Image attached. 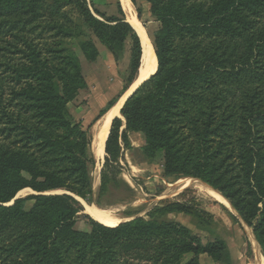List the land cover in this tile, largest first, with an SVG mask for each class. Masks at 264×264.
I'll return each instance as SVG.
<instances>
[{
  "label": "trees",
  "instance_id": "trees-1",
  "mask_svg": "<svg viewBox=\"0 0 264 264\" xmlns=\"http://www.w3.org/2000/svg\"><path fill=\"white\" fill-rule=\"evenodd\" d=\"M23 1H29L26 12L0 15V264H137L125 258L129 250L152 244V253L143 257L151 264H175L189 253L193 257L185 264H200L201 254L214 264H232L223 238L203 244L168 218L187 216L198 230L211 234L212 219L193 198L159 200L145 216L133 215L114 227L89 219L90 232L73 229L80 203L70 195L47 194L65 190L84 200L92 194L88 140L78 124L69 122L66 109L85 87L67 40L80 38L87 61L95 60L98 50L85 32L92 31L116 58L129 42L131 77L139 67L141 45L120 7L119 17L107 19L95 11L101 21L86 0L47 1V18L38 9L44 0H0V6ZM62 1L78 8L82 18L74 27L84 26V32L65 27ZM146 1L160 23L153 37L157 71L127 98L121 117L111 123L97 196L119 187L123 152L132 148L130 134L139 133L144 158L161 160L163 177L194 174L210 192L234 199L237 191H226L220 176L212 178L218 168L204 151L183 150L181 133L207 139L217 131L222 139L230 131L231 159L238 160L231 169H242L245 186L240 189L245 198L230 202L264 245V0ZM16 51L23 60L9 64L7 57ZM230 90L227 100L224 94ZM113 105L108 102L99 115ZM24 189L37 195L14 200Z\"/></svg>",
  "mask_w": 264,
  "mask_h": 264
},
{
  "label": "rangeland",
  "instance_id": "rangeland-1",
  "mask_svg": "<svg viewBox=\"0 0 264 264\" xmlns=\"http://www.w3.org/2000/svg\"><path fill=\"white\" fill-rule=\"evenodd\" d=\"M47 1L50 0H44L42 1L43 3L40 2V6L38 7L39 12L45 18H47L50 11V4L48 5ZM28 3L29 1H23L15 6H0V15L18 14L21 11L19 9H23L26 12ZM60 3L59 12L66 17L65 22H68H64L65 27L76 32L78 30L79 32H84V26L83 28L74 27L77 20L82 18L75 4L65 1ZM86 4L92 15L98 20L103 21L95 11L103 14L105 16L104 19L119 17L120 5L118 0H86ZM131 7L132 14L143 29L146 45L152 53L154 60L153 63H151L150 59L147 61L141 47L139 67L132 77L130 76L129 69V42L124 44L122 55L116 58L107 50L102 42L94 37L92 31L85 32L88 34L87 36H91L98 50L97 58L93 61H87L78 47L80 38L73 37L67 40L70 49L77 56L81 74L85 81V87L77 91L74 99L66 105V109L69 122L72 125L78 124L81 130L85 132L88 140V152L93 160V164L88 168L92 194L91 196H86L85 200L65 190H58L47 194L70 195L80 203L82 210L75 216L73 229L85 233L91 230L89 219L108 227H114L120 221L129 219L133 215L145 216L146 211L159 200L180 201L193 198L200 210L206 212L212 219L213 232L211 234L198 230L194 222L187 216L172 214L168 218L190 229L203 244L207 241H212L215 237L223 238L228 245L229 257L232 264H264V245L252 234V230L243 222L241 215L233 208L230 202V200L235 202L239 196L244 197L243 191L240 189H245V186L242 184V169H231V163L237 164L238 160L234 159V157L231 159L230 131V135L222 137V139H220L219 135H216L219 134L217 131L216 134H211L207 139L202 137V135L201 137H196L188 130H184L181 133H183V150L189 149L195 154L200 150L204 151L209 157L210 165L218 168L213 172L212 178L220 176L221 182H227L228 184V187L225 189L226 191H237L238 194L234 195V199L225 198L217 192L215 193L218 195L210 192L199 183L194 174L193 176L178 178L163 177V162L161 160L149 162L144 158L140 150L144 140L143 136L139 133L130 134L132 148L123 152L121 164L124 172L119 176V187L110 188L107 195L100 199L98 198L99 174L104 162L105 153L99 156L95 149V143L97 135L101 131V122L107 117V113L112 107L101 116L99 115L100 110L110 101H114L115 105L123 96L127 95L126 98H129L144 81L148 80L157 71V57L153 37L160 29V23L153 17L151 7L146 0H134ZM123 14L127 21L129 14ZM20 18L25 17L23 15ZM9 30L18 34L17 29ZM21 36H24L23 32H21ZM11 39H13L12 36L8 35V40ZM21 45L22 41L19 43V46ZM8 49L10 48L8 47ZM20 54L16 51L13 56H8L6 61L9 60V64H19L23 60ZM145 66L153 70H151L150 74L146 72L145 78L136 85L140 69ZM135 85L136 87L134 88ZM6 94H10L9 87L6 90ZM224 95L227 97V100H231V90L230 94ZM115 117H121V115L112 116L108 134ZM201 133L202 131L199 132V134ZM222 144L226 145H223L221 148ZM30 195L37 194L24 189L16 194L14 200ZM247 198L249 199V197ZM14 200L7 204V206L11 205ZM32 205L33 201H28L25 203V208L28 210ZM89 208H94L96 212H91ZM144 220H147V218H144ZM153 246L152 244L134 247L129 250L128 256L125 258L137 264H151V262L145 260L143 257L152 253ZM192 257L193 254L190 253L182 255L180 260L175 264H185ZM198 261L200 264H214L211 258L205 254L199 255Z\"/></svg>",
  "mask_w": 264,
  "mask_h": 264
},
{
  "label": "bare ground",
  "instance_id": "bare-ground-1",
  "mask_svg": "<svg viewBox=\"0 0 264 264\" xmlns=\"http://www.w3.org/2000/svg\"><path fill=\"white\" fill-rule=\"evenodd\" d=\"M121 2H122V6H123V9L125 10V12L127 14H129L127 21L133 27V29L135 30V32L137 33V35L140 39L141 47H142V53L144 54L145 59L147 61L150 59L151 63H153L154 62L153 56H152V53L148 50V47L146 45L145 35L143 33V29L140 26V24L138 23V21L136 20L135 16L132 14V7H131L130 0H121ZM152 67H153V65H152ZM151 70H153V69H148L147 66L141 68L140 72H139L138 80L136 82L137 83L136 85H138V83H140L145 78L146 72H148L150 74ZM136 85L134 86V88L136 87ZM126 96L127 95L123 96L114 106H112V108L107 113V117H105L104 120L102 119L103 121L101 122V129H100L101 131L97 135L96 143H95V149H96V152L99 156H102L104 154V143H105V140H106V137L108 134L110 120H111L112 116L119 114L120 109L122 108V105L125 101ZM89 210L91 212H94V213L96 212V210L94 208H89Z\"/></svg>",
  "mask_w": 264,
  "mask_h": 264
},
{
  "label": "crops",
  "instance_id": "crops-1",
  "mask_svg": "<svg viewBox=\"0 0 264 264\" xmlns=\"http://www.w3.org/2000/svg\"><path fill=\"white\" fill-rule=\"evenodd\" d=\"M130 2H131V0H130ZM118 3H119V5H120V7H121V6H122V2H121V0H118ZM131 4H132V2H131ZM121 9H122V11L124 10V9H123V6L121 7ZM123 13H126L125 10L123 11Z\"/></svg>",
  "mask_w": 264,
  "mask_h": 264
},
{
  "label": "water",
  "instance_id": "water-1",
  "mask_svg": "<svg viewBox=\"0 0 264 264\" xmlns=\"http://www.w3.org/2000/svg\"><path fill=\"white\" fill-rule=\"evenodd\" d=\"M126 99H127V98H126ZM126 99H125V100H126ZM124 102H125V101H124ZM123 104H124V103H123ZM118 116H120V112H119Z\"/></svg>",
  "mask_w": 264,
  "mask_h": 264
}]
</instances>
